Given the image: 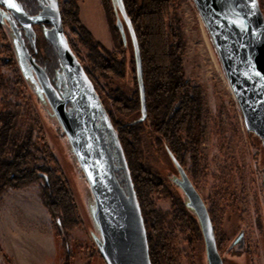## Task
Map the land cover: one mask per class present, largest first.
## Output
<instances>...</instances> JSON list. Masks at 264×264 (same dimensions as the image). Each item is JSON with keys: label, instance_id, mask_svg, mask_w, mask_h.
Masks as SVG:
<instances>
[{"label": "rangeland", "instance_id": "1", "mask_svg": "<svg viewBox=\"0 0 264 264\" xmlns=\"http://www.w3.org/2000/svg\"><path fill=\"white\" fill-rule=\"evenodd\" d=\"M142 2L143 0H125V4L131 9L132 5H136L135 8L138 9ZM260 2L264 10V0ZM76 7L85 30L81 31L80 36L69 27L66 31L76 45L79 57L92 70L99 86L104 88L107 107L113 110V97L120 93L128 97L131 92V83L127 80L131 76V59L134 56L130 35L126 29L127 40L124 42L117 31L116 14L111 0H78ZM171 13L174 17L173 25L185 41L182 54L185 80H189L191 86L199 88L201 99V158L194 165L189 152L184 158V166L195 181L207 207L213 197L217 196V192H228L226 199L222 200L225 211L220 224H216L218 240L228 238L219 249L224 264H264V188H259L258 179L259 173L264 171L262 142L244 127L239 105L194 1L172 0ZM91 38L99 41L106 52L117 58L111 63L114 70L94 67L93 58L98 51ZM123 60L126 61L125 77L121 76L123 68L119 63ZM2 97L7 103L5 110L17 114L15 131L24 133L32 125V150L38 157L36 164L42 166L45 172L51 170L52 174L67 181L81 225L71 230L67 241H64L55 236V226L50 215L54 239L41 238L40 242L34 240L32 236L36 230L43 228L45 214L32 201L30 193L18 192L16 200L1 202L5 221L9 216L7 224L13 225V231L18 235L10 238L3 218L0 219V264H65L67 257H71L70 264H106L93 239L101 236L93 215L94 196L68 136L59 121L45 113L39 101L32 96L18 65L0 59V107ZM178 104L177 101L171 105L169 116L177 109ZM117 116L126 122L135 117V113L120 112ZM187 133L183 132L182 136L183 142L188 144L190 136ZM142 136L143 140L133 134L128 138L144 145L146 140ZM49 152L57 158L62 172L57 170L58 165L49 161ZM8 154V158H12L11 153ZM152 160L155 162V170L168 189L155 185L148 190L145 186V198L142 195L143 188L139 187L142 208L145 213L151 214L150 221L156 222L155 216L158 214L160 217L167 214L165 228L177 226L174 238L177 262L174 264H209L206 242L196 230L195 224L185 229L180 226V221L173 222L172 225L170 223L177 203L175 198L185 201V193L176 181L179 172L174 158L167 156L166 151L162 150ZM16 166L21 167L22 164L18 163ZM134 171L136 174L139 172ZM141 177L148 179L142 174ZM28 180L24 185L8 188L27 186L39 189L41 193L45 179L33 175ZM18 181L24 182V179ZM189 211L192 212L190 209ZM155 230L157 241L159 230L157 227ZM241 230L245 231V247L237 245L231 248ZM196 239L200 242L196 243Z\"/></svg>", "mask_w": 264, "mask_h": 264}, {"label": "water", "instance_id": "2", "mask_svg": "<svg viewBox=\"0 0 264 264\" xmlns=\"http://www.w3.org/2000/svg\"><path fill=\"white\" fill-rule=\"evenodd\" d=\"M193 1L235 95L244 127L261 140L264 154V10L261 2ZM111 2L123 41L127 40L126 29L130 35L142 85L140 49L131 17L124 0ZM0 3L19 18L30 35L32 24H52L46 36L57 49L61 64L58 78L65 85L63 95L52 84L46 70L29 53L13 26L19 54L18 67L43 111L59 121L90 185L94 196L93 215L101 233L100 237H92L101 255L107 264H152L144 216L118 131L104 101L69 44L58 1L51 0L41 12L32 16L16 0H0ZM118 170L123 171L124 184L116 174ZM180 172L186 191L184 204L188 211L193 212L189 211L201 229L209 264H224L206 202L186 171L181 168ZM258 179L259 188H264V171L259 173ZM237 245L242 248L246 245L244 230L237 233L230 247Z\"/></svg>", "mask_w": 264, "mask_h": 264}, {"label": "trees", "instance_id": "3", "mask_svg": "<svg viewBox=\"0 0 264 264\" xmlns=\"http://www.w3.org/2000/svg\"><path fill=\"white\" fill-rule=\"evenodd\" d=\"M171 1L143 0L133 13L131 20L139 44L145 78L151 93L155 96V100H160L161 98L166 102L165 98L171 97V103L179 101L177 109L171 116L163 117V113L161 114L162 116H159V121L164 119V127H166L163 131L160 129L157 131L165 133L169 139L175 140V145H177L178 139L182 137V133L188 132L190 142H192L189 149L191 150L192 158L197 163L198 158H201L199 141L203 133L200 119V91L199 88L191 86L189 80H185L182 64L185 41L173 25L174 17L171 13ZM76 6L74 4L72 8L67 10L81 34L84 27L79 20ZM117 31L120 33L119 29ZM91 41H94V44L98 43L93 38H91ZM5 101V98L2 97L0 107V195L10 186L15 187L28 183V178L33 175L42 176L45 179V185L41 189V194L44 204L52 217L55 226V236L67 241L68 233L81 225L76 205H74L73 193L66 180L52 174L51 170L45 172L42 166L36 164L38 157L32 150L33 127L30 125L24 133L15 131L17 114L5 110L7 106ZM132 145V143L128 142L127 151L131 154V160L140 164L138 167L142 169L140 172L142 171L143 176L148 173L153 174L154 171L148 170L151 167L143 162L145 159L144 150L141 147H139V150L137 146V148H134ZM47 147L48 145H46V150L48 151ZM9 152L12 158H8ZM48 157L49 161L58 165V161L52 153L49 152ZM18 163H21L22 166H16ZM57 170L62 172L59 165ZM116 174L121 183L124 184L123 171L118 170ZM19 179H24V182H19ZM152 182L150 176L148 179L144 178L139 182V187L143 188L142 195L145 198L147 194H145L146 190L144 187L146 186V189L150 190L153 187ZM224 192H217L215 194L217 196H214L211 202V216L215 229L216 224H220V219L225 211L222 207V200L226 199V193L228 192ZM229 194L231 197V193ZM138 199H141L140 195H138ZM176 199L181 201L180 198ZM230 200L232 201L233 198H230ZM174 209V217L170 221L171 225L173 222L180 221V226L187 229L195 224L196 230L202 235L196 218L189 213L184 203H175ZM155 219L156 222L155 220L154 222L158 224V226L156 224L155 226L159 230V239H157L154 246L149 243L151 262L152 264H174L175 261L177 262L174 243L177 226L169 229L165 228L167 214L162 217L158 214ZM70 259L71 257H67L65 264H70Z\"/></svg>", "mask_w": 264, "mask_h": 264}, {"label": "flooded vegetation", "instance_id": "4", "mask_svg": "<svg viewBox=\"0 0 264 264\" xmlns=\"http://www.w3.org/2000/svg\"><path fill=\"white\" fill-rule=\"evenodd\" d=\"M16 1L23 7L24 11L28 15H31V16L38 14L39 12H41L43 7L51 3V0H16ZM57 1H58V8H59L60 16L62 19L63 29L68 38L69 44L72 50L74 51V53L76 54V56L78 57L84 70L88 74L89 78L91 79L95 87V90L99 94L100 98L104 101L105 99L104 98V94H105L104 88L99 86V83L94 77L92 70H89L88 67L82 61V59L79 57L78 52L76 51V48H75L76 45L73 44L74 42L70 39L66 31L67 28L69 27L71 28L72 32L80 36L78 26L71 19V17L69 16V12L67 10V9L72 8L74 4L77 5L78 0H57ZM125 5H126L127 13L132 19V15L136 8L135 6H133L131 9L128 4H125ZM13 26L20 33V36L24 40V43L29 53L32 55L35 61L46 70L52 84L56 87L58 92L61 95H63V92L65 91L64 89L65 85L63 81H60L58 78V74L61 72V64L59 62L57 49L49 41V39L46 36V31L52 27V24L34 23L32 24L33 32L30 35L25 29V27L23 26V24L21 23V21L19 20V18L16 15H14L11 11L7 10L6 7L0 3V59H2L6 63H10V64L16 63L18 65L19 54H18V49L16 45L17 38L14 32ZM97 42L98 43L96 44V49L98 51V54L95 55L93 58V60L95 61L94 67L96 68L101 67L105 70L107 69L111 71L114 70L113 68H111L112 67L111 63L113 62V59L117 60V58L114 57L113 54L110 55L108 52H106L102 44L99 41ZM140 58H141V54H140ZM131 61H132L131 62L132 64L131 76L127 79L129 84L131 83L130 84V87H131L130 95L128 97H125V95L121 93L119 95H115L113 97L114 98L113 99V103H114L113 110L107 107V104L105 101H104V105L107 108L108 114L112 117L114 127L118 131L119 138L122 141L124 151L126 153V157L128 158L127 161L130 165L131 176H132L134 187L136 189L137 194L140 195L139 182L141 180L140 176L142 174V171L140 172V170L142 169L138 167L140 164L134 163L133 160H131V154L127 151L128 142L133 144L132 147L134 148L141 147L144 150L145 159L143 162H145L146 165L151 167V169H148V168L146 169L150 170L151 172L154 171L153 174L148 173L146 175L147 177L150 176V178L152 179L153 181L152 186L157 185V187H160V188L166 187L163 178H161V176L158 175V173L156 172L155 162L152 160V157H154L155 154L159 155L160 151L162 152V150H165L167 153V156L168 155L171 156V158H174L176 162V168L179 172V176L177 177L176 181L178 185L181 187V189L184 191V193H186V191H185V187L183 184V176H182V173L180 172L181 168H183L186 171L193 185L198 189L195 181L190 176L188 170L184 166V162H185L184 158L189 152H191L189 148L192 142H189L188 144L183 142V136H182L181 138L178 139L177 145H175V140L169 139L165 133H159V131H157L158 129L163 131L164 128L166 127V126L164 127L165 125L164 119H161V121H159V116L162 113H163V117L169 116L168 114L169 109L171 105L174 104V103H171L172 98L169 97L168 99H165L166 102H164V100H162L161 98L160 100L159 99L155 100V96L151 93L150 87L147 84V81L145 78V73H144L143 65H142V59H141L142 85L140 83L138 64H137L135 53ZM119 63L121 64V67L123 68V75L121 76L125 77L126 72H127L126 61L123 60ZM143 104H144V107H143ZM68 106H70V103H68ZM120 112L135 113V117L131 118L129 121L123 122V120L119 119V117L117 116L119 115ZM132 134L136 135L139 138V140L140 139L143 140L142 135H144L146 144L142 145L140 142H133L131 139L128 138L129 135H132ZM135 151L136 153H138L137 150ZM192 161H193V164L195 165L196 162L194 161L193 158H192ZM198 161H199V158H198ZM134 169L139 171L138 174H136ZM154 179H157L159 181L154 182L155 181ZM176 202L184 203L182 199L181 201L176 199ZM140 205H141V201H140ZM211 205L212 203L208 206L210 216H211V211H212ZM141 209H142V213H143L144 220L146 223L148 242L150 243L151 246H154L155 241H156L155 222H153V220L150 221V219H152L151 214L145 213L144 209L142 208V205H141ZM211 219H212V216H211ZM215 233H216L218 249H220V247L223 245V243L228 238L226 239V237H222L221 240H218L219 236L217 234L216 229H215ZM197 242H200V241L196 239V243Z\"/></svg>", "mask_w": 264, "mask_h": 264}, {"label": "crops", "instance_id": "5", "mask_svg": "<svg viewBox=\"0 0 264 264\" xmlns=\"http://www.w3.org/2000/svg\"><path fill=\"white\" fill-rule=\"evenodd\" d=\"M18 192H22V193H30L32 201L36 202L37 206L44 212V217H45V221L43 222V228L42 229H37L36 232L34 233V235L32 236L34 240H37L38 242H40V239L44 238V239H54L53 236V230H52V225H51V220H50V214L43 202L41 193L39 189L36 188H31V187H18V188H8L6 189L1 195H0V219L3 218L4 223H5V228L8 232V235L10 238H16L18 234L15 233V231H13V225L9 226L7 224V222L10 220L9 216L7 217L6 221L3 217V210L1 207V202L3 200L6 201H14L17 199V193ZM23 196V195H22ZM29 200V199H27ZM23 236V235H22ZM263 263H264V259Z\"/></svg>", "mask_w": 264, "mask_h": 264}, {"label": "snow or ice", "instance_id": "6", "mask_svg": "<svg viewBox=\"0 0 264 264\" xmlns=\"http://www.w3.org/2000/svg\"><path fill=\"white\" fill-rule=\"evenodd\" d=\"M12 7L16 8V5L15 4H12ZM17 10H19V9H17Z\"/></svg>", "mask_w": 264, "mask_h": 264}, {"label": "bare ground", "instance_id": "7", "mask_svg": "<svg viewBox=\"0 0 264 264\" xmlns=\"http://www.w3.org/2000/svg\"><path fill=\"white\" fill-rule=\"evenodd\" d=\"M208 51V50H207ZM209 56V55H208Z\"/></svg>", "mask_w": 264, "mask_h": 264}]
</instances>
